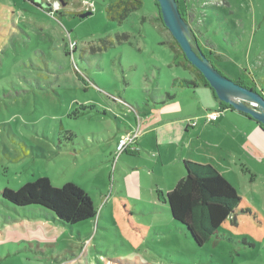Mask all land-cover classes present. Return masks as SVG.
Wrapping results in <instances>:
<instances>
[{
	"label": "rangeland",
	"instance_id": "374dc122",
	"mask_svg": "<svg viewBox=\"0 0 264 264\" xmlns=\"http://www.w3.org/2000/svg\"><path fill=\"white\" fill-rule=\"evenodd\" d=\"M114 1L0 0V193L46 178L56 188L74 184L96 210L93 220L73 226L74 237L10 223L5 230L19 232V243L9 247L0 232V264H54L52 252L55 264H264V144L259 164L248 160L259 176L253 179L222 161L219 149L211 159L207 137L193 142L197 151L188 161L212 166L241 199L200 247L170 218L159 195L179 180L168 157L173 144L160 140L158 156L154 135L146 133L139 155L129 159L132 171L116 164L115 155L109 160L116 137L136 119L131 134L140 135L157 95H173V81L198 82L155 0H141L120 24L106 13ZM179 8L192 46L197 41L218 72L264 90V0H184ZM79 12L91 15L81 19ZM179 100L173 108L182 113L198 102L188 98L183 106ZM192 114L190 127L201 119ZM219 134L231 137L230 129ZM20 211L0 196V227ZM40 233L39 247L20 242Z\"/></svg>",
	"mask_w": 264,
	"mask_h": 264
},
{
	"label": "trees",
	"instance_id": "16d2710c",
	"mask_svg": "<svg viewBox=\"0 0 264 264\" xmlns=\"http://www.w3.org/2000/svg\"><path fill=\"white\" fill-rule=\"evenodd\" d=\"M175 1L179 10V3H183L184 0ZM154 2L156 3V1ZM156 6L159 11L157 3ZM141 7V0H115L107 6L106 13L110 20L120 24L131 13ZM82 13L84 12L77 14ZM179 13H181L180 10ZM180 15L183 16V14ZM194 42L197 45V41ZM179 54L184 60V65L194 72L198 82L182 79L175 82V84L185 88H194L198 84L207 87L218 102L213 90L202 75L188 63L181 51ZM233 82L243 88L259 93L264 98V90L259 89L257 91L253 87V82L249 79L238 78ZM218 105L222 109H231L230 106L220 102H218ZM257 124L264 131V127L259 123ZM125 152H128V150ZM182 165L185 173L184 177L176 182L172 190L159 195L163 204L167 206L170 218L181 226L185 236L187 234L193 243L200 247L217 233L219 227L227 219L232 218V214L241 199L237 196L234 187L212 166L195 164L186 160L183 161ZM0 196L15 208L26 211L40 210L66 227H73L76 224L91 221L96 216V210L88 195L72 183H65L56 188L46 178H38L34 182L22 185L16 191L4 188Z\"/></svg>",
	"mask_w": 264,
	"mask_h": 264
},
{
	"label": "crops",
	"instance_id": "0c3cea01",
	"mask_svg": "<svg viewBox=\"0 0 264 264\" xmlns=\"http://www.w3.org/2000/svg\"><path fill=\"white\" fill-rule=\"evenodd\" d=\"M60 1L63 2V0ZM172 88L175 89L173 95L166 93L164 95L160 94L155 97V103L158 104V106H154L152 108L151 115L149 117L150 119L148 118L141 120V132L136 139L133 149L120 154L116 158V164L118 160H120L122 162V166L124 165L132 171L128 163L129 159L139 155L137 148L139 144H141V141L145 138L144 136L146 133H149L154 135V144L152 146L156 149V155L158 156L160 140L162 143L173 144V146L168 150V157L171 159L172 163L177 166V179L180 180L185 174L182 165L183 161H188L195 157L194 155L197 149L194 148L193 142L199 140V138H202L203 136L208 138L205 143L206 154H209L211 159L220 155L222 157V161L223 159L229 160L231 163L238 166L241 170L240 173L246 172L249 177L253 179L258 178L259 176L256 173L255 167L250 166L248 160L252 159L254 163L259 164L258 157L262 152L259 149L260 146L264 144V131L260 128V126L242 113L236 112L230 108H220L218 102L213 97L212 92L207 87L198 84L194 88H185L179 87L175 84V82H172ZM177 96L179 98L184 97V101L188 100V98H191L193 101V99L196 98L198 102L193 101L195 104V107L192 108L193 110L182 113L180 107L177 110L173 108L175 102L177 103L179 100ZM179 101L182 102L183 106H187L186 102L183 100L180 99ZM126 110L128 109L126 108ZM176 111H178V114H176ZM196 111L200 113L201 116L199 114L196 115H199L201 119L198 120L196 126L190 127L189 121H192L193 117L195 116L192 113ZM209 112H216V120L214 122L204 124L203 117ZM134 129H137V119L133 125L127 126L120 131L122 132V135L116 137L115 148L118 140L123 136L131 134ZM225 129H230V138L222 137L219 134ZM107 139L110 138L107 137ZM212 139H214L213 143L211 142ZM115 148L112 154L109 156L110 161L115 155ZM254 148H256V150H254ZM217 149L220 150V154L218 153V155L216 152L213 153L214 150ZM180 168L182 177L180 176ZM15 213H18V211H15ZM16 215L17 219L11 220L10 222L8 221L9 223L4 220L2 221L3 227H0V232L2 233L1 240L3 243H6V245L8 244L9 247L11 245L16 246L19 242L15 240V238L20 237V234L17 231L12 233L9 230H5L6 226L10 223L11 225L20 223L24 230L29 228L38 229L39 226L41 227L43 225L45 229L50 228L51 230L58 232H66L70 235V237H74V227L62 226L47 214L42 213L40 210H23L19 212V215ZM43 226L41 229L44 228ZM76 234L77 237L80 238L79 230L76 231ZM40 235L41 237L33 234V239L26 238V240L20 242L24 243L28 249L31 246V241L35 243L37 247H39L41 244H43L42 234L40 233ZM47 246H50V244H47ZM70 251L71 250L67 249L62 253L70 254ZM35 252L40 254L38 249H36ZM56 254L57 252H52L51 254L53 256L51 259L54 264L56 262L55 259L57 260L58 257Z\"/></svg>",
	"mask_w": 264,
	"mask_h": 264
},
{
	"label": "water",
	"instance_id": "95a60500",
	"mask_svg": "<svg viewBox=\"0 0 264 264\" xmlns=\"http://www.w3.org/2000/svg\"><path fill=\"white\" fill-rule=\"evenodd\" d=\"M163 25L168 30L188 63L195 68L213 90L218 102L226 104L236 112L247 115L264 127V98L258 93L234 83L218 72L203 56L198 46H192L188 27L181 17L175 0H155ZM33 4H35L33 2ZM91 15L85 12L79 15L83 19Z\"/></svg>",
	"mask_w": 264,
	"mask_h": 264
},
{
	"label": "built area",
	"instance_id": "2783aa9c",
	"mask_svg": "<svg viewBox=\"0 0 264 264\" xmlns=\"http://www.w3.org/2000/svg\"><path fill=\"white\" fill-rule=\"evenodd\" d=\"M204 118H205L206 123L214 122L216 120V112L206 113ZM190 123L191 125H193L192 122ZM137 138H138V135L136 134H129V135L121 137L118 140L116 148H115V158H117L120 154H122L126 150L133 149V146Z\"/></svg>",
	"mask_w": 264,
	"mask_h": 264
},
{
	"label": "flooded vegetation",
	"instance_id": "af4514ba",
	"mask_svg": "<svg viewBox=\"0 0 264 264\" xmlns=\"http://www.w3.org/2000/svg\"><path fill=\"white\" fill-rule=\"evenodd\" d=\"M26 1H28V0H26ZM28 2L32 3V2H33V0H32V1H28ZM36 5H37V4H36Z\"/></svg>",
	"mask_w": 264,
	"mask_h": 264
}]
</instances>
